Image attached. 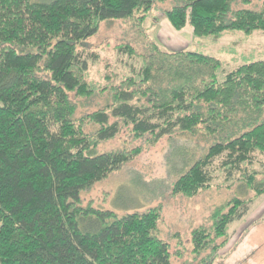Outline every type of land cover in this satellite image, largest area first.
I'll use <instances>...</instances> for the list:
<instances>
[{
    "label": "trees",
    "instance_id": "trees-1",
    "mask_svg": "<svg viewBox=\"0 0 264 264\" xmlns=\"http://www.w3.org/2000/svg\"><path fill=\"white\" fill-rule=\"evenodd\" d=\"M171 1L173 29L194 36L264 33L259 10L234 9L252 0H0V264H172L158 237L161 208L120 217L82 206L81 195L134 161L141 149L94 152L123 127L154 142L203 129L214 143L174 184V195L196 197L211 188L221 160L228 178L264 194L248 166L264 156V60L225 73L222 62L197 52L154 48L141 73L114 89V104L76 120L71 99L94 94L84 81L89 60L78 47L101 23L133 19ZM133 56L134 50L120 47ZM98 131L89 136L85 126ZM253 199L216 209L211 229L193 232L196 253L220 249L215 240L244 219Z\"/></svg>",
    "mask_w": 264,
    "mask_h": 264
},
{
    "label": "rangeland",
    "instance_id": "rangeland-1",
    "mask_svg": "<svg viewBox=\"0 0 264 264\" xmlns=\"http://www.w3.org/2000/svg\"><path fill=\"white\" fill-rule=\"evenodd\" d=\"M54 0H32L50 3ZM264 0H252L249 5L234 4V9L259 10ZM171 1L153 6L146 19L142 12L133 19L109 20L101 23L99 33L78 47L89 60V70L84 81L94 94L71 99L77 107L76 120L106 109L114 104L116 88L125 86L126 80L141 73L146 58L157 48L163 53L197 52L222 62L219 82L225 73L243 64L264 60V33L250 36L242 32L197 38L191 29H183L188 39L178 36L166 18ZM170 23V22H169ZM167 25V26H164ZM192 28V27H191ZM182 30V31H183ZM193 30V29H192ZM182 41L183 44H176ZM130 46L135 54L120 52V47ZM99 127L85 126L89 136ZM214 140L201 128L194 134L177 133L154 142L152 136L136 137L132 128L123 127L113 140L101 143L95 154L141 149V154L106 180L97 183L81 195L84 208L113 211L120 217L132 213H145L161 208L158 237L170 247L172 264H264V194L260 197L249 190L236 174L228 178L221 160L213 166L214 181L211 188L196 197L174 195L175 182L202 158ZM250 172H257V180L264 183V156L257 154ZM235 198L253 199L248 215L230 225L228 236L215 240L220 249L196 253L193 232L201 227L211 229L214 211Z\"/></svg>",
    "mask_w": 264,
    "mask_h": 264
},
{
    "label": "crops",
    "instance_id": "crops-1",
    "mask_svg": "<svg viewBox=\"0 0 264 264\" xmlns=\"http://www.w3.org/2000/svg\"><path fill=\"white\" fill-rule=\"evenodd\" d=\"M168 20V19H167ZM168 24L172 27V25L168 22ZM164 26H167V25H164ZM190 26L189 25H187L186 27H185V29H188ZM173 28V27H172ZM189 29H191V31H193L192 30V28L190 27ZM190 34V33H189ZM189 34H185V32H184V30L183 31H181L180 33H178L177 35L179 36H181V37H183V38H186V39H188V37L190 36ZM176 44H183V42L182 41H179L178 43H176Z\"/></svg>",
    "mask_w": 264,
    "mask_h": 264
}]
</instances>
